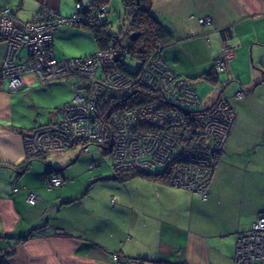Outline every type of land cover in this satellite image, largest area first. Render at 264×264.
<instances>
[{
    "label": "crops",
    "instance_id": "obj_1",
    "mask_svg": "<svg viewBox=\"0 0 264 264\" xmlns=\"http://www.w3.org/2000/svg\"><path fill=\"white\" fill-rule=\"evenodd\" d=\"M76 1L0 0V10L25 26L41 5L69 16ZM144 4L171 36L161 53L172 69L193 79L195 91L202 87L201 95L218 87L205 95L208 105L223 97L235 110L206 197L161 177L117 178L97 146L93 153L89 146L45 153L37 159L42 166L31 159L22 167L28 161L24 134L61 118L58 111H43L41 86L66 82L36 86L27 75L20 89L11 90L0 75V264H116L114 253L145 264H235L237 236L264 211V0ZM200 16L211 21L198 23ZM225 43L232 47L226 70L207 77ZM6 51L1 39L0 74ZM239 90L247 94L238 97ZM51 171L63 176L61 186H48Z\"/></svg>",
    "mask_w": 264,
    "mask_h": 264
},
{
    "label": "built area",
    "instance_id": "obj_2",
    "mask_svg": "<svg viewBox=\"0 0 264 264\" xmlns=\"http://www.w3.org/2000/svg\"><path fill=\"white\" fill-rule=\"evenodd\" d=\"M76 9H79L78 4ZM7 13L6 9L0 10V40L4 39L7 47L0 75L7 80L8 88L20 89L25 75L31 74L43 83L67 81L73 94L70 102L58 107L57 111L61 113L58 121L24 134L27 157L63 150L83 138H90L97 148L108 151L113 171L132 167L145 171L154 163L164 162L173 153L175 167L170 184L206 197L207 176L212 169L210 154L225 146L235 119V111L225 98L216 100L210 108L184 114L163 112L156 100L126 106L112 114L110 127L105 126L96 118L99 109L112 99L124 98L138 83L155 92L170 90L175 103L193 105L199 99L192 86L189 87L191 83L166 70L161 58L148 56L137 78L129 71L120 70L106 72L102 78L97 75L98 64H110L115 58L125 60L127 50L99 49L95 57L56 58L52 49V28L62 23H77L80 19L76 12L69 17L61 16L54 9L41 5L25 26L14 25ZM197 21L208 23L211 18L198 17ZM22 48L27 53L20 57ZM231 57L232 47L224 44L214 61L215 68L224 69L225 61ZM113 75L116 76L113 78ZM85 83H89L87 88L82 86ZM137 126L140 128L134 131ZM191 141L192 145L189 144ZM82 148L88 150L87 145ZM61 182L60 176H51L47 180L48 185ZM35 200L36 196L29 193L28 202L34 204ZM112 257L116 264H142L138 259L118 253ZM233 259L235 264H264V211L250 229L237 236Z\"/></svg>",
    "mask_w": 264,
    "mask_h": 264
},
{
    "label": "trees",
    "instance_id": "obj_3",
    "mask_svg": "<svg viewBox=\"0 0 264 264\" xmlns=\"http://www.w3.org/2000/svg\"><path fill=\"white\" fill-rule=\"evenodd\" d=\"M76 2L77 3L75 5L78 4L79 9L75 8V11L71 15H73L76 12V14L78 15L80 20H78L77 23H74V25H81L82 27L88 29V31L92 34V36H93V38L97 44V47H98L94 52L87 54V55H84V56L95 57L96 51L99 49L100 50H110V49H116L117 48L120 51H124V50L128 51L125 60H121L120 58H115L110 64H106V63L98 64L99 66H98V70H97V75L100 76V78L103 77L104 73L112 72L113 70H120V71H126V72L129 71V72H131V74L135 78H137L138 76H140V74L142 72L143 62H145V60L147 58H149L148 56H150V57L158 58V59L161 58L163 60L164 64L167 66L166 70H168L172 74H177L178 77H182V78L186 79V81L191 83V80H193V79L180 76L174 69H172V67L166 62V60L162 56V53H161L162 47L164 44L169 43L171 41V36L160 25V23L157 20V18L155 17V15L151 12L148 4H144V0H121L122 5L125 8V12H126L125 21H126V25H127V31L125 32L127 41L124 43L120 42L114 33L108 31L107 23L105 21H100V18H104L106 16L107 11L104 7V4L107 2V0H90L87 8H83L82 4L79 3V0H77ZM71 15H69V16H71ZM69 16H67V17H69ZM132 32L138 33L135 40H131L129 38V35ZM225 44H227V43H225ZM223 45L224 44H222V46ZM52 49H53V47H52ZM53 52H54V50H53ZM221 52H222V48H221L220 53ZM19 54H20V52H19ZM219 54H217L214 57V61L216 60V58L218 57ZM133 61L138 62V65L136 68H131L129 66V64ZM226 62H227V60L225 61V64H224L225 67L222 70L216 69L215 64L213 63L212 73H207L205 75L207 77H213L214 76L213 74L215 72H217V73L223 72L224 70H226ZM126 67H129V70L126 69ZM115 76L116 75H113V78ZM63 82H66V81H63ZM67 83H68V85L71 89V92H72V88H71L69 82H67ZM82 86L87 88L89 86V83H85ZM190 86L191 85L189 84V87ZM192 89L194 90L193 87H192ZM169 91H167V92H165V91L155 92L151 87L146 88L143 84L138 83L134 87L132 92L130 94L126 95L124 98L122 96V98L114 99V100L112 99L107 104H104L99 109L98 117H96V118L99 119L102 122V124H104L105 126L110 127V125H112L111 121H110L112 114L120 111V109L122 107H126V106L128 107V106H132V105L134 106V105H139V104L143 105V104H145L149 101H152V100H156L159 103V109H161L163 112H166V113L177 111V112H181L184 114V113L193 112L194 110H202V109L206 108V107H203V108H199V109H193V107H191V106H196L201 102V100L198 96L197 97L199 99V102L195 103L193 105L183 104V103H181V104L175 103L174 101H176V100H174V98L171 97ZM243 91L246 92L245 90H243ZM195 93H196V91H195ZM196 95H197V93H196ZM220 98H223V97H219L216 100H218ZM68 102H70V101H68ZM68 102H65V104ZM57 109H58V107L54 111L56 112ZM58 120H59V118L54 119L51 122L58 121ZM186 121L188 123L190 122L187 119H186ZM51 122H49V123H51ZM49 123H46V124H43V125H40L37 127H41V126L47 125ZM138 128H140V127L137 126L134 131H136ZM90 143H92L90 138H83L75 144H70V146H68V148H65L63 150H51V151H47L46 153H57V152L65 151V150L70 149V148H75V146H79V148H82L85 145L88 146ZM189 144L192 145V141ZM225 146L221 150H218L216 152L212 151V153L210 154L212 169L207 176V180L209 182L208 187L210 186L212 173H213V169L215 167V163L217 161V158H218L219 154L224 150ZM101 152L105 153L108 151L104 148H101L100 153ZM43 154H45V153H41V154H39V156H36V157H28V159H27L28 161L22 167L27 166V164H29L31 159L41 160V157L43 156ZM109 161H110V158L108 161H106V163H107V166L112 170V168L109 165ZM156 165H164L165 167L163 170H160V171H150V169ZM174 167H175V157H174V154L171 153L164 162L154 163L152 166L147 168V170H145V171L135 169L133 167L128 168V169H118V170H114V171L112 170V171L114 172V175L120 179H122L126 176H130V175H144V176H148V177H161L164 181H166L167 183H170ZM51 176H60L62 179V182L59 185L49 184L48 185L49 187H57V186H61L63 184L64 178L59 172L51 171L47 176V180ZM208 187H207V189H208ZM207 189H206V194H207ZM29 204H31V203H29ZM10 251H11V249L9 248V252ZM0 252H1V249H0ZM139 260L141 261L142 264H145V261L143 259L139 258ZM157 264H168V263L158 262ZM175 264H183V263H175Z\"/></svg>",
    "mask_w": 264,
    "mask_h": 264
},
{
    "label": "rangeland",
    "instance_id": "obj_4",
    "mask_svg": "<svg viewBox=\"0 0 264 264\" xmlns=\"http://www.w3.org/2000/svg\"><path fill=\"white\" fill-rule=\"evenodd\" d=\"M82 6L83 8H87V4H82ZM104 7L107 13L104 18H100V21H105L107 23L108 31L114 33L120 42L122 43L126 42L127 41L126 40L127 38L125 35V32L127 31V25L125 21L126 12H125V8L122 5L121 0H107V2L104 4ZM59 15L63 16L62 14H59ZM200 17H204V16H200ZM55 28L56 29L52 33V39H53L52 45H53V50H54V54L56 58L60 59L61 57L69 58V57H74V56H83L81 54L83 52H87V54H90L96 50L97 44L92 34L88 31V29L82 27L81 25L62 23V24L57 25ZM24 54H26V49L23 48L20 51V55H24ZM137 65H138V62L136 61H133L129 64L131 68H136ZM27 75H31V74H26L25 77ZM40 83H41L40 80L37 79L36 86H38ZM57 84L58 85H55L51 88L50 86L49 88H44L43 86H41V89H43L44 91L40 92L37 96L38 103L45 106L43 111L46 113H49L50 111H54L56 107L62 106L65 102H68L73 98V94L69 88L67 81L66 83H63V84H66V87L60 86L59 83ZM193 84H194V80H191V86H193ZM196 88H197L196 90L197 96L200 98L201 102L198 105L191 106V107H193V109H199L203 107H206V108L212 107L215 103L208 105L207 104L208 99L206 98L205 95H207L208 92H211V90H213L214 88L216 89L218 87L210 86L211 90H208L205 95L200 94V92L202 91V87H200L199 85H196L195 89ZM245 93L246 92H244L243 90H239L236 95L238 97H241L245 95ZM21 100H23L22 102H24V98H22ZM29 112L36 113V109L34 110L31 109L29 110ZM14 114L16 115L18 113L15 111ZM44 118H45L44 121H46L47 118L46 117ZM88 146L92 150L90 152L93 153V150L96 149L95 145L93 143H90ZM109 158L110 156L107 153H104L102 160L105 164H107L106 161H108ZM34 160H35L34 162H37L40 166L43 165L42 161H38L37 159H34ZM97 160L98 161L100 160L99 154H98ZM164 167H165L164 165H156L152 167L150 171H160V170H163ZM176 187L185 188L182 186H176ZM134 259H137V258H134Z\"/></svg>",
    "mask_w": 264,
    "mask_h": 264
},
{
    "label": "water",
    "instance_id": "obj_5",
    "mask_svg": "<svg viewBox=\"0 0 264 264\" xmlns=\"http://www.w3.org/2000/svg\"><path fill=\"white\" fill-rule=\"evenodd\" d=\"M137 35H138L137 32H132V33L129 35V38H130L131 40H135L136 37H137Z\"/></svg>",
    "mask_w": 264,
    "mask_h": 264
}]
</instances>
